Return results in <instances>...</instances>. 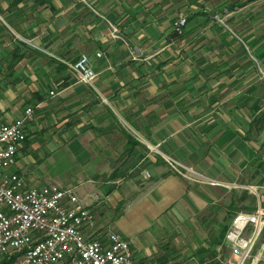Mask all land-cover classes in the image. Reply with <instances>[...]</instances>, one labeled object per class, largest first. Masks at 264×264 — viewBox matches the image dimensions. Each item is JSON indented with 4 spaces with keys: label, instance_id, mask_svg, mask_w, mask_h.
Instances as JSON below:
<instances>
[{
    "label": "crops",
    "instance_id": "1",
    "mask_svg": "<svg viewBox=\"0 0 264 264\" xmlns=\"http://www.w3.org/2000/svg\"><path fill=\"white\" fill-rule=\"evenodd\" d=\"M192 13L193 0H0L2 119L39 106L13 170L25 176L33 155L76 167L59 186L93 211L87 236L120 234L136 264H210L225 246V264H238L226 233L240 212L264 209V23L255 55L211 56L193 52L209 40L192 24L173 33ZM83 54L92 85L68 66ZM164 156L208 180L181 177ZM248 260L264 264V244Z\"/></svg>",
    "mask_w": 264,
    "mask_h": 264
},
{
    "label": "built area",
    "instance_id": "2",
    "mask_svg": "<svg viewBox=\"0 0 264 264\" xmlns=\"http://www.w3.org/2000/svg\"><path fill=\"white\" fill-rule=\"evenodd\" d=\"M101 55L97 53V57ZM68 66L81 83L92 85L97 79L88 55ZM38 108L26 109L11 123L3 121L0 109V258L15 259L11 264H136L131 243L120 234L109 232L105 240L87 236L97 220L74 187L30 184L13 170L28 140L27 124ZM164 157L181 177L208 180L176 159ZM263 230L261 207L240 212L233 219L225 240L238 264L251 257Z\"/></svg>",
    "mask_w": 264,
    "mask_h": 264
},
{
    "label": "rangeland",
    "instance_id": "3",
    "mask_svg": "<svg viewBox=\"0 0 264 264\" xmlns=\"http://www.w3.org/2000/svg\"><path fill=\"white\" fill-rule=\"evenodd\" d=\"M197 13L190 15L181 14L175 24L174 34L183 35L187 33L186 27L192 24L189 30L196 37L206 38L209 42L193 45L191 48L195 53H201L205 47L207 53L213 55L241 54L255 55L251 52V38L257 37L255 29L260 23H264V0H193ZM201 39V40H203ZM202 45V46H199ZM197 49V50H196ZM248 57V56H247ZM27 167L29 169L25 177L28 181L33 179L37 185H67L71 186L73 177L77 170L70 168L64 159L58 155L47 157L31 156ZM81 194V191L78 192ZM251 199H246V205H251ZM252 212V211H243ZM111 226L107 228L110 230ZM264 235V234H263ZM256 244V248L264 244V239ZM222 257L219 262L210 264H225L229 255V249L225 246L222 250ZM210 259V257H209ZM225 261H224V260ZM3 259L0 258V263ZM250 260L246 262L248 264Z\"/></svg>",
    "mask_w": 264,
    "mask_h": 264
},
{
    "label": "trees",
    "instance_id": "4",
    "mask_svg": "<svg viewBox=\"0 0 264 264\" xmlns=\"http://www.w3.org/2000/svg\"><path fill=\"white\" fill-rule=\"evenodd\" d=\"M2 259H3V260L1 261L0 264H11V263L15 260V259H13V258L9 259V258H7V257H3Z\"/></svg>",
    "mask_w": 264,
    "mask_h": 264
}]
</instances>
